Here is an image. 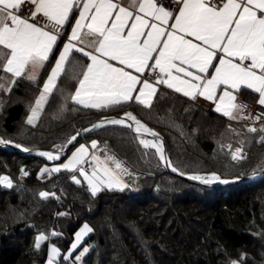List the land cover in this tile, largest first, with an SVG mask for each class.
I'll return each instance as SVG.
<instances>
[{"label":"trees","instance_id":"trees-1","mask_svg":"<svg viewBox=\"0 0 264 264\" xmlns=\"http://www.w3.org/2000/svg\"><path fill=\"white\" fill-rule=\"evenodd\" d=\"M52 59L35 82L20 79L11 93L0 92L1 139L27 149L64 147L100 116L131 111L163 136L179 173L235 179L264 169V131L243 127L237 135L233 121L166 89H160L150 108L89 110L70 101L75 79L63 76L39 122L28 125L25 116ZM93 140L109 145L145 175L139 190L102 189L92 195L84 180L73 182V173L62 169L40 178L39 171L51 163L0 147V177L12 180L10 188L0 183V264H45L48 243L66 251L83 223L93 232L83 243L91 248L81 264H264V177L202 187L165 171L154 150L142 148L128 128L108 124L75 144ZM238 141L246 156L236 161L229 147ZM40 192L56 197L44 199ZM43 231L58 235L49 236L39 251L30 249L31 236Z\"/></svg>","mask_w":264,"mask_h":264},{"label":"snow or ice","instance_id":"snow-or-ice-1","mask_svg":"<svg viewBox=\"0 0 264 264\" xmlns=\"http://www.w3.org/2000/svg\"><path fill=\"white\" fill-rule=\"evenodd\" d=\"M26 3L32 8L22 15L21 9ZM177 3L179 8L174 13L159 0H0V73H3L0 92L11 93L20 79L35 82L38 70L55 57L31 108L28 124H34L39 118L57 81L69 69L78 84L69 98L84 108L103 110L130 102L150 108L157 93L156 85H164L191 100L203 97L212 101L216 105L214 110L230 120L250 118L251 114L243 113L235 102L242 91L250 90L258 94L257 102L264 106V0H220L219 3L217 0H177ZM73 17L75 23L71 33L57 55L60 37L47 30L48 22L63 28ZM82 34L95 37L92 51L86 50L89 45ZM80 44L85 47L78 46ZM73 53H81L90 63L74 60ZM157 69L159 77L154 85L144 74L146 70L155 72ZM108 124L135 132L140 145L155 149L166 166L173 172L179 171L167 159L158 134L132 113H126L124 118L101 120L92 128ZM247 130L257 131L255 127ZM144 134L154 139H145ZM78 135L80 133L73 135L67 143L75 142ZM8 143L11 141L0 139V144ZM91 148H97L95 140ZM23 150L28 151L27 148ZM37 155L48 160L60 159V154L51 152ZM242 158V151L237 148L232 159ZM108 160H101L94 154L89 159V148L81 144L66 163L44 168L41 176L63 169L78 172L92 195H96L101 185L109 190H123L126 185L120 175L127 170L117 161H113L114 169L110 168ZM86 163L92 166L91 174L84 167ZM187 178L204 185L229 183L216 174ZM72 180L81 183L75 175ZM0 183L12 187L8 176L0 178ZM39 195L44 199L56 197L54 192H40ZM92 232L93 229L84 224L62 258H73L84 237ZM51 235L58 233L53 231ZM46 240L48 236L38 235L35 249L39 251ZM88 251V247H83L74 259L81 260ZM60 256V250L50 246L47 264H56ZM233 264L238 262L233 261Z\"/></svg>","mask_w":264,"mask_h":264},{"label":"rangeland","instance_id":"rangeland-1","mask_svg":"<svg viewBox=\"0 0 264 264\" xmlns=\"http://www.w3.org/2000/svg\"><path fill=\"white\" fill-rule=\"evenodd\" d=\"M39 96V94L37 95V97ZM36 97V98H37ZM35 98V99H36ZM35 101V100H34ZM34 106V103H33V105H32V107ZM31 107V108H32ZM31 108H30V110L27 112V114H26V116H25V122L27 123V119H28V117L31 115ZM42 113V112H41ZM125 113H127V112H125ZM130 113H132V112H130ZM122 114H124V113H122ZM121 115V114H120ZM132 115H134L133 113H132ZM40 116H41V114H40ZM40 116H39V118L34 122V124H28V125H30V126H35L38 122H39V119H40ZM137 118V117H136ZM138 120H140L139 118H137ZM234 123V128H235V132H236V134L237 135H242L243 134V131H241V132H238L237 131V127H236V123L235 122H233ZM117 126H120V125H117ZM148 126V125H147ZM120 127H122V126H120ZM244 126H242V128H243ZM248 127H252V126H250V125H246V129H248ZM124 128H126V127H124ZM148 128L149 129H151V130H154V129H152V128H150L149 126H148ZM255 128L256 129H259V130H261V129H263L264 128V123H258V124H256L255 125ZM80 129H82V128H80ZM80 129H78V130H80ZM77 130V131H78ZM130 130V129H129ZM155 131V130H154ZM131 132V131H130ZM155 132H157V131H155ZM158 133V132H157ZM133 135V134H132ZM86 136V135H85ZM134 136V135H133ZM135 137V136H134ZM81 138H83V137H81ZM80 138V139H81ZM136 138V137H135ZM1 139V138H0ZM70 139V138H69ZM136 140H137V138H136ZM68 142V141H67ZM92 142V141H91ZM91 142H83V141H80V142H78L77 144H74L73 145V147L67 152V154L63 157V159H62V161L59 159V160H52V161H47V160H45V161H47L48 163H51V164H49V165H46V166H43V168L39 171V173H38V176L40 177V178H46L47 176H49L51 173H44L42 176H41V172H42V170L44 169V168H48V169H51V168H53V167H57V166H60L61 164H63V163H66L67 162V159L69 158V157H71V155H72V153L81 145V144H83V145H85L86 147H88L89 148V156L91 155V153H98L99 155H103L102 156V159L103 160H108V158H112L111 160H108V165L110 166V168H113L114 169V167H115V165H114V162L113 161H117V162H119L120 164H121V167H122V169H126L127 171L126 172H123V173H121V175H120V178H121V180H122V182L126 185V187H124L123 189H125V188H128L130 191H137V190H139L140 189V186H141V184H140V178L142 177V176H145V175H143L142 173H138L137 171H135V170H133V169H131L127 164H125L113 151H112V148H110L109 147V145H107V144H101L100 146H97V148L96 149H92L91 148ZM137 142L139 143V141L137 140ZM13 143V142H12ZM140 144V143H139ZM66 145V144H65ZM64 145V146H65ZM142 148H144L142 145H140ZM52 148H56V149H62V148H64V147H52ZM237 148H239V149H241V151H242V155H243V158L242 159H244L245 158V156H246V152H245V150L242 148V145H241V143H240V141H238V142H236L234 145H232V146H230L229 147V152H230V154H231V157H232V153L233 152H235V150L237 149ZM145 149V148H144ZM146 150H154V152H155V149H146ZM155 154H156V152H155ZM157 155V157H158V159H159V155L158 154H156ZM242 159H238V160H242ZM159 161L161 162V166L163 167V163H162V161L159 159ZM237 161V160H236ZM84 167L88 170V172H89V174H91V172H90V170H91V166L90 165H88L87 163L84 165ZM163 169H164V167H163ZM165 170V169H164ZM209 174H211V173H209ZM217 174V173H216ZM73 175H75L76 176V178L77 179H79L80 181H82V180H84V178L83 177H81V176H79V173L78 172H76V173H73ZM206 175H208V174H206ZM5 175H2L0 178H2V177H4ZM23 176H25L24 174H23ZM85 183L87 184V182L85 181ZM1 185L3 186V187H5L4 185H3V183H1ZM88 186V185H87ZM8 188V187H7ZM102 189H106V190H108V191H115V190H120L119 188H113L112 190H109L108 188H106V187H104L103 185H101L100 186V190L99 191H101ZM90 190V189H89ZM98 191V192H99ZM90 192H92L91 190H90ZM97 192V193H98ZM84 224H87V223H83L79 228H78V230L75 232V234L83 227V225ZM51 231L49 232V233H46V232H36V233H34L32 236H31V239H30V244H29V248L30 249H35V241H36V237L38 236V235H40V234H44V235H46V236H48V238H49V236H51ZM75 234L73 235V239H72V241H71V243H73L74 242V240H75ZM91 234V233H90ZM90 234H88L86 237H84V240H83V242H82V244H81V246L76 250V252H74L73 253V258H70L69 260H64L62 257H63V255L64 254H66L68 251H69V249H70V245H71V243H70V245H69V248L66 250V251H62L61 249H60V247L59 246H57L56 244H54V243H51V242H49L48 243V246H47V256H46V260H45V264H47V259H48V253H49V248H50V246H55V247H57L59 250H60V252H61V256L60 257H57V259H56V264H81L82 263V260H83V258L88 254V253H86L83 257H82V259L81 260H79V261H76L75 259H74V257H75V255H77L81 250H82V248L83 247H88L89 248V250H90V248H91V244H86V245H84L83 246V243H84V241L86 240V238L90 235ZM89 252V251H88ZM19 264H22V263H19Z\"/></svg>","mask_w":264,"mask_h":264},{"label":"water","instance_id":"water-1","mask_svg":"<svg viewBox=\"0 0 264 264\" xmlns=\"http://www.w3.org/2000/svg\"><path fill=\"white\" fill-rule=\"evenodd\" d=\"M127 113H129V112H127ZM125 114L126 113L121 114V115L110 114V115L100 116L95 121H93L91 124H89L86 127H84L82 129L76 131L73 135H76L77 133H80V135L77 136V140L75 142H73L72 144L66 143V145L64 146V148H62V151H61V149H56V148H52V147H50V148H34V149H28V151H24L23 150L24 149L23 147H16V145L14 143H12V142L11 143H8V144H0V147L1 148H4V149H7V150H10L12 152L21 154V155H23L25 157H39V158H42L44 160H47V159H45L42 156L37 155V153L42 152V151L51 152L53 154H60V160H61V158L66 154V152L68 151V149L70 147H72L81 137H84L85 135H87L91 131L97 129V128H95V129L92 128V126L94 124H97L98 122H100L101 120H104V119L124 118L125 117ZM140 122L143 123L148 128V126L144 122H142L141 120H140ZM85 129H91V131H87L86 132V131H84ZM152 131H154V130H152ZM131 133L137 138V134L135 132L131 131ZM157 134H158V139L160 141H162V143H163V147H164V151H165V154L167 156V159L170 161L169 156H168V152H167V147H166L165 140H164V138H163V136L161 134H159V133H157ZM146 137H147V139H154L153 137L145 134V138ZM137 140L139 141V139H137ZM47 161H49V160H47ZM162 163H163V167H164L165 171H167L169 173H173L175 175H178L179 177H181L185 181H187L189 183H192V184H196V185L202 186V187H210V188L229 187V186H233V185H237V184L252 182V181H254V180L258 179V178L264 177V169H263V170H260V171L252 172V173H250V174H248V175H246V176H244L242 178L227 179L229 181L228 184L212 183L210 185H204V184H201L198 181L189 180L187 177L188 176H191V175H201V176L210 177L212 174H216V173H211V174H208V175H206V174H188V175H184L183 174V175H181L179 172H173L171 170V167L166 166L163 161H162ZM216 175H218V174H216ZM222 179H224V178H222Z\"/></svg>","mask_w":264,"mask_h":264},{"label":"crops","instance_id":"crops-1","mask_svg":"<svg viewBox=\"0 0 264 264\" xmlns=\"http://www.w3.org/2000/svg\"><path fill=\"white\" fill-rule=\"evenodd\" d=\"M76 15H78V13H77ZM74 23H75V18H74V17H73V18H70L69 23L65 25L66 28H67V32H66V34L63 35V36H59V37H60V40H59L58 43H57V48H58V49H57V53H56L57 55H58V50L62 48L63 43L67 42V37H68V36L70 35V33H71V26L74 25ZM85 31H86V30H85ZM82 35H83V34H82ZM83 40H84V42H85L87 45H89V46L86 48V50H88V51H92L91 44L94 42L95 37L90 36V35H83ZM74 43H75V41H74ZM78 46H80V47H85V44H80V45H78ZM72 58H74V60L79 61V62H81V63H90V61H88V59H87L86 57H84L81 53H73V57H72ZM54 59H55V57H53V59H52V63H51V65H50V67H49V69H48V71H47V73H46V75H45V77H44V79H43V82L46 81V79H47V76H48V74H49V72H50V70H51V66H52V64H54ZM46 63H47V62H46ZM46 63H45V65H46ZM113 63H115V62H113ZM214 63H215V62H214ZM44 67H45V66H44ZM43 70H44V68L38 70L37 79L41 76ZM146 72H147V70H146ZM146 72H145V73H146ZM144 75H145V74H144ZM63 76H66V77H68V78H73V77H72V72H71L70 69L68 70L67 74H66V75H62L61 78H62ZM61 78H60V79H61ZM60 79L57 81V84H58V82L60 81ZM26 80H27V79H26ZM28 81H29V80H28ZM151 83H153V84L155 85V82H151ZM42 86H43V83H42ZM42 86H41V88H40V91L42 90ZM76 87H78V84H77V82H76V80H75V87L73 88L71 94L74 93ZM156 87H157V93H156V95L152 98L151 105L153 104V102H154V100H155L157 94L159 93L160 89H166V90H168V91H170V92H172V93H175L176 95H179V96H181V97H183V98H185V99H187V100H189V101H191V102H193V103L199 105V106H202L203 108H206V109H208V110H211V111L215 112V113L218 114V115L223 116L222 114L217 113V112L214 110V109H215V106H216L215 103H213L212 101H208V100L204 99L203 97H197L196 100H191V99H189V98L183 96L181 93H177V92L173 91L172 89H168V88H167L166 86H164V85H156ZM39 93H40V92H39ZM241 93L245 94V95H246L245 97L248 96L247 98H249V99H251L252 101H254L255 103L259 104V103L257 102V100H258V94L251 93L250 90H245V91H242ZM241 93L239 94V96H243V94L241 95ZM239 96H238V97H239ZM70 101H71L73 104H75L71 99H70ZM235 103H236V102H235ZM75 105H76V106H79V107H81V108H84V107L81 106V105H77V104H75ZM129 105H135V106H138V107H144L143 105H140V104H138V103H131V102L128 103V104H124V105L116 106V107H125V106H129ZM259 105H260V104H259ZM116 107H111V108H116ZM262 107H264V106H262ZM144 108H146V107H144ZM85 109H89V110H99V109H95V108H85ZM106 109H109V108H106ZM103 110H104V109H103ZM127 112H131V111H127ZM223 117H225V116H223ZM225 118H227V117H225ZM227 119H228V118H227ZM228 120H230V119H228ZM237 120H238V119H237ZM237 120H230V121L236 122ZM252 127H255V125L252 126ZM93 154H94V153H91V155H93ZM91 155L89 156V159H90ZM94 155L99 156V157L101 158V160H103V159H102V156H103V155H99L98 153H95ZM108 166H109V165H108ZM109 167H110V166H109ZM91 170H92V166H91ZM91 170H90V172H91ZM101 174H102V173H101ZM123 184H124V183H123Z\"/></svg>","mask_w":264,"mask_h":264},{"label":"built area","instance_id":"built-area-1","mask_svg":"<svg viewBox=\"0 0 264 264\" xmlns=\"http://www.w3.org/2000/svg\"><path fill=\"white\" fill-rule=\"evenodd\" d=\"M220 0H217L219 3ZM159 3L164 6L166 9L173 11L174 13L178 10L179 5L177 0H159ZM32 8L31 4L26 3L22 6L21 14L29 13ZM42 19L38 17V20ZM47 30L57 33L59 36H63L67 32L66 26L63 28L56 26L53 22H48ZM159 77V70L157 69L155 72L147 71L144 75L149 82H155ZM236 103L239 105L240 110L245 114H251L250 118L247 119H238L236 123V129L238 132L242 131V126L246 127V125L254 126L258 123H264V107L255 103L251 99L243 96H239L237 98Z\"/></svg>","mask_w":264,"mask_h":264},{"label":"bare ground","instance_id":"bare-ground-1","mask_svg":"<svg viewBox=\"0 0 264 264\" xmlns=\"http://www.w3.org/2000/svg\"><path fill=\"white\" fill-rule=\"evenodd\" d=\"M144 138H145V134H144ZM145 139H147V137ZM149 140H151V139H149ZM42 152H46V151H42ZM44 158L47 159L46 157H44ZM49 161H52V160H49Z\"/></svg>","mask_w":264,"mask_h":264}]
</instances>
